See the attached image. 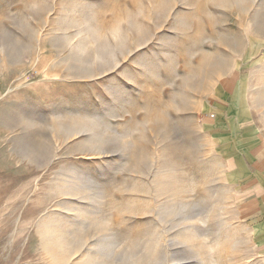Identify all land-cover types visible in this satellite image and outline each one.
<instances>
[{
    "label": "rangeland",
    "instance_id": "rangeland-1",
    "mask_svg": "<svg viewBox=\"0 0 264 264\" xmlns=\"http://www.w3.org/2000/svg\"><path fill=\"white\" fill-rule=\"evenodd\" d=\"M236 74L264 133V0H0V264H264L209 104Z\"/></svg>",
    "mask_w": 264,
    "mask_h": 264
},
{
    "label": "crops",
    "instance_id": "crops-1",
    "mask_svg": "<svg viewBox=\"0 0 264 264\" xmlns=\"http://www.w3.org/2000/svg\"><path fill=\"white\" fill-rule=\"evenodd\" d=\"M236 76L218 82L209 104L213 126L223 142L218 155L228 175L237 218L247 223L264 253V133L254 125Z\"/></svg>",
    "mask_w": 264,
    "mask_h": 264
},
{
    "label": "bare ground",
    "instance_id": "bare-ground-1",
    "mask_svg": "<svg viewBox=\"0 0 264 264\" xmlns=\"http://www.w3.org/2000/svg\"><path fill=\"white\" fill-rule=\"evenodd\" d=\"M23 156V155H22ZM3 163V162H2ZM22 178V177H21Z\"/></svg>",
    "mask_w": 264,
    "mask_h": 264
}]
</instances>
